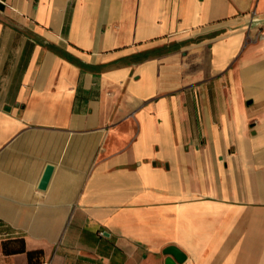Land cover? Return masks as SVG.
Masks as SVG:
<instances>
[{"label": "crops", "instance_id": "0c3cea01", "mask_svg": "<svg viewBox=\"0 0 264 264\" xmlns=\"http://www.w3.org/2000/svg\"><path fill=\"white\" fill-rule=\"evenodd\" d=\"M168 245L264 264V0H0V264Z\"/></svg>", "mask_w": 264, "mask_h": 264}, {"label": "water", "instance_id": "95a60500", "mask_svg": "<svg viewBox=\"0 0 264 264\" xmlns=\"http://www.w3.org/2000/svg\"><path fill=\"white\" fill-rule=\"evenodd\" d=\"M54 165L47 163L45 165L44 171L38 182V187L44 189L51 177ZM163 253L167 256L165 257L164 264H177L185 260L186 254L176 245H168L163 249Z\"/></svg>", "mask_w": 264, "mask_h": 264}, {"label": "trees", "instance_id": "16d2710c", "mask_svg": "<svg viewBox=\"0 0 264 264\" xmlns=\"http://www.w3.org/2000/svg\"><path fill=\"white\" fill-rule=\"evenodd\" d=\"M38 252H39L38 250L28 251V252H27V253H28V258H29L30 260H32L33 255L36 254V253H38Z\"/></svg>", "mask_w": 264, "mask_h": 264}]
</instances>
